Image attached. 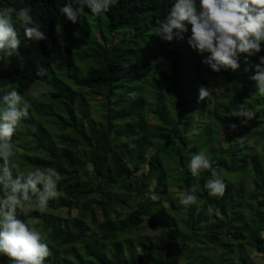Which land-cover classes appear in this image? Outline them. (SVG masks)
I'll return each instance as SVG.
<instances>
[{
    "label": "trees",
    "instance_id": "1",
    "mask_svg": "<svg viewBox=\"0 0 264 264\" xmlns=\"http://www.w3.org/2000/svg\"><path fill=\"white\" fill-rule=\"evenodd\" d=\"M67 2L0 0V8L29 7L34 22L48 37L39 42L29 40L16 23L19 55L0 58V97L15 88L30 109L35 107L41 113L35 119L39 124L31 125L25 119L27 128L22 130L32 137L38 154L31 155L17 144L14 173L33 166L52 167L60 174L58 191L62 194L43 210L26 208L27 217L19 210L17 213L21 219L38 218V227L48 233L51 255L45 264H73L65 261L67 255L77 264H180L183 256L185 264H251L240 249L233 252V243H228L241 239H248L264 261V96L250 79L255 70L249 67L260 63L264 43L260 52L240 55L237 72L217 73L202 63L208 54L189 45L191 25L182 38L172 42L154 35L156 21L166 17L172 0H118L100 15L85 9L75 24L60 13ZM59 24L65 31L59 33ZM66 38H71L74 46L88 47L85 71L78 72L77 53L64 43ZM120 43H145L148 48L120 52ZM141 51L152 56L146 58ZM135 60L138 64L133 66ZM40 66L48 69L43 77L36 75ZM163 68L170 74L160 82L155 76L163 75ZM151 74L153 89L144 85ZM215 77L223 78L227 102L221 103L213 94L198 103L200 86L208 88V79ZM35 84L48 89L33 100L26 91ZM149 91L153 99L147 96ZM44 98L58 102L60 111L47 110ZM91 98L101 101L95 106L101 109L100 121L91 112ZM241 107L255 113L246 125L241 124L244 118L231 116L233 109ZM199 111H205L198 115L202 125L191 143L180 128L189 130ZM233 123L235 131L229 127ZM51 134L56 135L53 145ZM200 151L213 158V166L225 179L222 197L210 196L204 187L209 172L193 176L189 170L191 157ZM226 152L232 161L226 159ZM170 159L179 167L176 182L185 191L197 186L199 193L188 209L170 207V213L184 215L179 219L161 202L171 181ZM248 172L255 188L251 194L243 188L242 177ZM152 182L155 185L150 190ZM209 205L215 208L212 216L207 215ZM146 223L161 227L158 236L147 243H133L132 234ZM138 246L149 256L147 260L138 255ZM0 264L12 262L0 255Z\"/></svg>",
    "mask_w": 264,
    "mask_h": 264
},
{
    "label": "clouds",
    "instance_id": "2",
    "mask_svg": "<svg viewBox=\"0 0 264 264\" xmlns=\"http://www.w3.org/2000/svg\"><path fill=\"white\" fill-rule=\"evenodd\" d=\"M118 0H68L60 8V13L72 23L87 9L93 15L107 13ZM16 23L24 29V35L32 41L47 40L48 37L36 24L31 9L24 7L0 8V58L4 55H19L20 39ZM154 35L162 41L172 42L174 38L188 31L191 25L189 45L200 54L207 53L202 60L213 72L240 69V55L252 56L261 51L264 43V0H172V6L163 20L156 21ZM61 26L57 25V29ZM260 63L250 65L255 74L250 77L256 90L264 96V56ZM247 64L248 61L246 60ZM23 69V64L19 65ZM249 68H245L248 71ZM48 69H36V75L43 77ZM36 93H33L35 96ZM211 96L209 88L200 86L199 100ZM30 104L15 89L0 97V255L6 256L12 264H45L51 255L48 233L38 227V218L27 217L25 209L34 206L40 210L48 202L58 197L59 172L52 167L35 168L14 173L16 164V144L13 137L20 129L21 121L29 116ZM231 116L242 117L241 124L255 118V113L246 107L233 109ZM229 127L235 131L236 124ZM213 159L204 151L191 157L188 164L193 176L208 171L210 178L204 187L212 197H222L227 185L218 173ZM197 186L180 193L179 204L185 209L197 202ZM214 206L209 205L207 215L212 216Z\"/></svg>",
    "mask_w": 264,
    "mask_h": 264
},
{
    "label": "rangeland",
    "instance_id": "3",
    "mask_svg": "<svg viewBox=\"0 0 264 264\" xmlns=\"http://www.w3.org/2000/svg\"><path fill=\"white\" fill-rule=\"evenodd\" d=\"M102 21V20H101ZM102 23V22H101ZM103 24V23H102ZM88 24L86 23V26ZM59 26H61L58 31L60 33V30L62 31H65L63 29H65L61 24H59ZM106 34L110 37H113V35L111 33H107ZM92 36H96L98 38V35L94 32L91 33ZM76 37V34H73L72 37ZM63 38V37H62ZM64 39V38H63ZM62 39V40H63ZM64 41V40H63ZM121 41V40H120ZM119 41V42H120ZM64 43H68L71 47H74V50L76 51L77 53V58H78V63L80 64L81 68L79 69L78 72H83L86 70V65H87V62L84 60V55H86L88 53V47L87 46H84V45H80V46H74V42L71 38H66ZM151 43V42H150ZM148 48V45H145V43H142L140 45H133V46H122L121 43L118 45V50L121 51H126L128 49H130V52H139L141 49H147ZM152 48V43L150 45V49ZM150 52H143L141 51L140 52V55H143L145 56L146 58H150L152 55L149 54ZM136 54V53H134ZM137 55V54H136ZM138 56V55H137ZM133 66H135L137 63V61H133L132 62ZM159 63H155V64H152L153 67H155L156 65H158ZM206 65V64H205ZM163 75L161 76H155L156 79H158V81L162 82L163 79L166 78V76L168 74H170V71L166 68H163ZM153 77H154V74H151V78L150 80H148V78L145 80L144 82V85L145 87H149V88H154L153 87ZM223 78H210L208 79L209 81L207 82L208 83V88H209V91L211 92V96L213 94H215L218 98V100L221 102V103H225L227 102L226 101V94H227V88L225 86V83L224 81H222ZM159 84V82H158ZM160 85V84H159ZM47 87L42 85V84H35L33 85L29 90H27L26 92L28 94H32L33 93H36L35 96L41 98V93H44L47 91ZM170 90V87L167 85L165 87V91L168 92ZM167 95V93H166ZM149 99H153V94L151 91L148 92V95ZM168 96V95H167ZM170 96V95H169ZM210 96V97H211ZM33 100H34V96L31 97ZM43 98V97H42ZM38 99V98H37ZM39 100V99H38ZM90 103H91V112L92 113H96L97 115V120L100 121L101 120V117H100V114H101V109H97L95 106H100V103L101 101L99 99H94V98H91L90 99ZM44 106L47 108V110H57V111H60L61 109V106L59 105L58 102H54L53 100L49 99V98H44ZM151 102H153V100H151ZM197 102L200 103V104H203V101H200L199 100V97L197 98ZM205 105V104H204ZM32 109H28V112H29V116L27 118L29 124L31 125H34L35 124H39V122H37L35 119L37 118H40V109L37 110L35 107H31ZM206 113L209 111V107H206ZM204 111V112H205ZM196 112V111H195ZM204 112L202 113V111H199L198 113H196L195 117L193 118V124L192 126L190 127V129H186L185 127H181V131L183 133H186L187 135L190 136V141L192 143V141L194 140V136L197 135L198 131H199V128L201 127V123L199 122V117L198 115H200V113L204 114ZM45 126L47 128H50V125L48 123V121H45L44 122ZM27 128V125H26V122H23V120L21 121V125H20V129L19 131L17 132V134L13 137V142L16 144H21L22 146L26 147L28 149V151L30 152L31 155H36L38 154V152H35L34 151V146L36 143H32V137L30 135H27L25 133L22 132L25 131V129ZM50 131V129H48V132ZM50 140L52 142V145L56 143V135L55 134H51L50 135ZM171 143V142H170ZM172 144V143H171ZM173 147V145H172ZM18 146L16 147V153L18 152ZM242 152H240V155L237 156L241 158L242 154L241 153H244L245 152V148L243 150H241ZM208 155V154H207ZM210 156V155H209ZM211 157V156H210ZM225 157L227 160H230L232 161V155L228 152H226L225 154ZM212 158V157H211ZM213 159V158H212ZM237 160V159H236ZM169 163L171 164V167L172 169L169 171V174L171 173V181H170V185L168 187V195L163 197L162 199L159 197V196H156V200L158 199H161V202L162 204H164L166 210L168 211V213H170V207H178V208H181L182 205L179 204V197H180V193L181 192H184L185 190H183L182 186H180L177 182H176V179H178V175H177V171H178V165L173 162L171 159L169 160ZM37 167H30L29 169L25 170L24 172L26 171H29V170H33ZM208 171H206L205 173H207ZM253 178V175L251 173H245V175L242 177L243 181H244V184H243V188L245 189V191H247V193L251 194L252 192H255V188H253L251 186V179ZM175 179V180H174ZM224 179V178H223ZM240 179V178H239ZM170 180V178H169ZM225 180V179H224ZM154 185H155V182H152L150 184V190H152L154 188ZM59 192V191H58ZM62 194L61 192H59V195ZM197 195H199V193H197ZM66 209H65V212L66 213ZM76 210H72L71 212L72 213H75ZM181 214V213H179ZM179 214H176V213H170L171 216L173 217H176L177 219L179 218H183L184 215H179ZM218 215H220V213L218 212ZM159 229H161V227H157V226H149L147 223L146 225L142 226L140 228L139 231H136L135 233L132 234V236L134 237L133 239V243L137 244L138 245V241H144L145 243L149 242V240L151 238H156L158 236V232H159ZM124 238V237H123ZM228 243H233V246L231 248V250L233 252H236L237 250H241L248 258L249 262L251 264H264V261H263V255L260 254L258 251H255L253 250L252 246L250 245V242L248 239H241V240H238V241H235L233 242V240L229 241ZM138 251H139V256H142L144 261L147 260V257L149 256H146L145 253L141 252V248L138 246ZM62 256L64 255V253L61 254ZM61 256V258H62ZM128 256V255H127ZM185 260V256L182 257L181 261H180V264H185L184 262ZM65 261L70 263L72 262L73 264H77V262L75 261L74 257L71 256V255H67L65 256ZM236 263V261L234 262V264ZM186 264H188V262H186Z\"/></svg>",
    "mask_w": 264,
    "mask_h": 264
}]
</instances>
